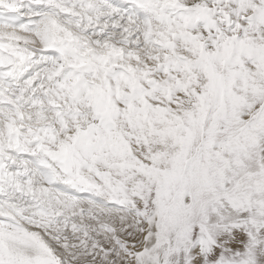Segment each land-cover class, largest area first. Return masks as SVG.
<instances>
[{
  "label": "snow or ice",
  "instance_id": "snow-or-ice-1",
  "mask_svg": "<svg viewBox=\"0 0 264 264\" xmlns=\"http://www.w3.org/2000/svg\"><path fill=\"white\" fill-rule=\"evenodd\" d=\"M0 264H264V0H0Z\"/></svg>",
  "mask_w": 264,
  "mask_h": 264
}]
</instances>
